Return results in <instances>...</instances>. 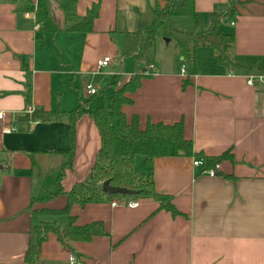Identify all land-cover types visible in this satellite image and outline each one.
Listing matches in <instances>:
<instances>
[{
  "label": "crops",
  "instance_id": "0c3cea01",
  "mask_svg": "<svg viewBox=\"0 0 264 264\" xmlns=\"http://www.w3.org/2000/svg\"><path fill=\"white\" fill-rule=\"evenodd\" d=\"M43 1L54 32H40L33 13L24 11L37 0H0V112L5 116L0 122V264H23L30 244L38 250L36 264H67L70 254L79 264H264V90L246 84L247 75L264 72V0H195L196 33L209 30L211 17L219 16L214 29L233 35L234 66L217 64L210 48L197 49L192 61L163 50L156 40L155 73L120 109L127 122L137 119L140 130L148 123L182 124L192 155L151 164L153 191L176 214L151 196L125 199L135 208L111 207L122 199L74 204L73 225L99 223L104 235L64 244L53 233L40 239L30 232L31 226L67 223L64 216L32 222V209L60 211L66 197L30 208V156L72 150L61 186L68 192L86 179L100 147L86 112L109 109L112 93L132 75V60L122 56L124 31L135 30L132 10L144 1L76 0L75 21L98 7L89 33L65 31V0ZM106 57L111 62L98 69ZM87 86L97 93L88 95ZM79 108L84 113L72 123L71 112ZM28 110L58 113L46 122L20 120L30 116ZM226 152L231 159L208 176L202 158ZM140 158L141 175L147 174L150 168ZM194 161L202 165L193 167Z\"/></svg>",
  "mask_w": 264,
  "mask_h": 264
},
{
  "label": "trees",
  "instance_id": "16d2710c",
  "mask_svg": "<svg viewBox=\"0 0 264 264\" xmlns=\"http://www.w3.org/2000/svg\"><path fill=\"white\" fill-rule=\"evenodd\" d=\"M16 2L18 0H10ZM76 0H65L61 10L64 15L66 32L89 33L93 20L97 17L98 7L93 6L86 16L79 21L73 19V6ZM141 9L132 11L136 18V28L124 31L125 44L122 56L133 62V73L121 88L114 91L108 99L109 109L99 107L86 112L93 120L99 137L100 147L94 164L83 182L75 184L68 192H64L61 181L70 169L73 151L68 153H33L30 156L31 198L30 208L36 204L46 203L56 197L65 196L66 205L60 211L32 209L31 220L35 222L44 216H64L67 223L62 228L51 227L50 224L31 226L30 232L40 239L48 233H53L64 244L67 242L90 241L93 237L104 235L99 223L77 227L74 219L69 217L70 207L77 204L81 207L101 200L109 202L115 199H135L140 196H151L159 201L160 208L176 214L174 208L165 202L162 196L153 191L151 179V164L154 159L164 157H190L192 146L183 138L182 124L174 125L148 123L143 130L138 127L134 117L127 122L120 112L124 105L131 104L132 95L148 77L143 74L144 68L153 65L155 43L159 35L169 41H174L178 56L195 60L196 50L207 47L213 50L217 64L227 68L233 67L231 48L234 37L215 31L220 17H211V27L207 31L196 33L194 10L195 0H143ZM24 11L33 13L35 24L40 32H54L55 28L49 18L48 10L43 0H37L36 6H29ZM264 73V72H260ZM58 112L35 111L30 116L20 120L46 122ZM74 113V119L81 115L79 108ZM142 157L144 165L150 168L147 174L136 176L133 164L136 157ZM231 159L230 152L214 158H202L207 170L224 160ZM116 188L137 192V196H108L101 191L104 182ZM38 250L29 245L23 264H36Z\"/></svg>",
  "mask_w": 264,
  "mask_h": 264
},
{
  "label": "built area",
  "instance_id": "2783aa9c",
  "mask_svg": "<svg viewBox=\"0 0 264 264\" xmlns=\"http://www.w3.org/2000/svg\"><path fill=\"white\" fill-rule=\"evenodd\" d=\"M112 58L111 57H106L103 58L101 61L97 62V68L98 69H103L105 67H107L109 65V63L111 62ZM146 71L147 73H143L145 76H152L155 73V67L154 65H149L146 67ZM180 75H184L185 70L184 67L182 66L179 70ZM246 84L247 86H254L255 84L260 86L263 90H264V73H260L258 75H247L246 76ZM87 93L88 95L92 96L95 95L97 93V91L92 88L91 86H87L86 87ZM33 113L32 110H28L27 114L31 115ZM5 116L3 113L0 112V122H2L4 120ZM10 130H5L3 131V133L8 134ZM193 167H199L202 165V162L200 161H194L193 162ZM218 170V166L215 165V167L213 169H209L204 171L208 176L213 177L216 176ZM117 205H125L128 206L129 208H135L137 206V204L135 202H130V201H126L125 199H122V201L119 202H112L111 203V207H115ZM67 264H79L75 258L74 255H68L67 257Z\"/></svg>",
  "mask_w": 264,
  "mask_h": 264
},
{
  "label": "rangeland",
  "instance_id": "374dc122",
  "mask_svg": "<svg viewBox=\"0 0 264 264\" xmlns=\"http://www.w3.org/2000/svg\"><path fill=\"white\" fill-rule=\"evenodd\" d=\"M221 26L223 27L224 26V24H223V20H221ZM209 26H210V23H209ZM197 30H199V29H197ZM218 31H220L219 29H218ZM222 32V31H221ZM197 33H200V31H198ZM157 43L159 44V46L161 45V46H163V47H161V48H164L163 50H168V52H172V53H174V54H176V56H178V52H177V50H176V48H175V44H174V41H169L167 44H166V42H165V39L161 36V35H159L158 37H157ZM163 44V45H162ZM160 57L163 59V60H165V58H166V54H165V52L164 53H161L160 54ZM175 62H177L176 60H175ZM184 63L188 66V64H190L191 65V63H190V60H188V59H185L184 60ZM178 65H180V62H178ZM144 70H146L145 68H144ZM144 73V72H143ZM140 160H141V158L140 157H138V158H136V163H135V166H134V168H133V173L136 175V176H140L141 175V173H144L145 172V168L144 167H142V166H139L140 165Z\"/></svg>",
  "mask_w": 264,
  "mask_h": 264
},
{
  "label": "water",
  "instance_id": "95a60500",
  "mask_svg": "<svg viewBox=\"0 0 264 264\" xmlns=\"http://www.w3.org/2000/svg\"><path fill=\"white\" fill-rule=\"evenodd\" d=\"M166 44L169 42L168 39H165ZM101 191L108 196H137V192L129 191L126 189L116 188L109 185V182H104L101 186Z\"/></svg>",
  "mask_w": 264,
  "mask_h": 264
}]
</instances>
